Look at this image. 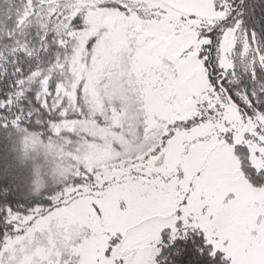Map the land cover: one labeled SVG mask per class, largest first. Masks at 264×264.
<instances>
[{
	"label": "snow or ice",
	"instance_id": "6c2138e0",
	"mask_svg": "<svg viewBox=\"0 0 264 264\" xmlns=\"http://www.w3.org/2000/svg\"><path fill=\"white\" fill-rule=\"evenodd\" d=\"M0 264H264V0H0Z\"/></svg>",
	"mask_w": 264,
	"mask_h": 264
}]
</instances>
